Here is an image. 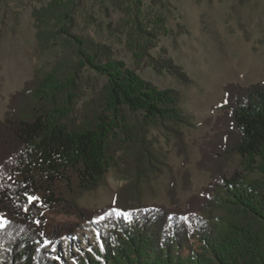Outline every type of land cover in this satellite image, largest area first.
<instances>
[{"label":"trees","instance_id":"1","mask_svg":"<svg viewBox=\"0 0 264 264\" xmlns=\"http://www.w3.org/2000/svg\"><path fill=\"white\" fill-rule=\"evenodd\" d=\"M23 0H0L2 6ZM31 10L37 52L57 50L49 71L37 70L9 98L0 120V264H69L48 250L41 206L58 202L48 186L77 174L81 192L97 188L111 168L132 178L111 203L86 209L67 202L95 229L96 240L74 264H264V79L227 83L215 107L225 127L203 150L210 182L181 212L138 203V183L163 162L146 138L160 128L184 151L182 126L193 117L180 93L160 89L116 58L111 46L77 32L80 0H36ZM133 14L127 46L137 64L191 82L163 49L158 22ZM237 159L239 170L225 174ZM63 228L55 231L59 235Z\"/></svg>","mask_w":264,"mask_h":264},{"label":"rangeland","instance_id":"2","mask_svg":"<svg viewBox=\"0 0 264 264\" xmlns=\"http://www.w3.org/2000/svg\"><path fill=\"white\" fill-rule=\"evenodd\" d=\"M75 13L77 32L112 47L116 58L136 68L139 75L160 89L174 88L180 93V106L193 117L182 126L184 151L178 150L175 138L160 128H150L146 138L163 162L138 183V203L181 212L187 199L198 194L211 180V164L203 160V150L214 144L225 127L224 115L215 107L222 100L223 87L236 83L247 87L264 79V0H80ZM36 0L0 4V120L9 98L20 91L37 70L49 71L57 50L37 52L31 10ZM138 11L148 22H158L161 36L157 48L163 49L189 76L187 85L177 83L165 73L137 64L127 46L126 30ZM239 170L237 159L225 168L228 176ZM132 178L124 168H111L101 184L92 191L78 189L73 171L66 179L48 186V193L58 200L41 206L45 239L52 240L48 252L57 260L74 264L95 242V229L84 222L74 209L65 212L67 202L86 209L103 208L111 203ZM63 228L54 235L55 231Z\"/></svg>","mask_w":264,"mask_h":264}]
</instances>
